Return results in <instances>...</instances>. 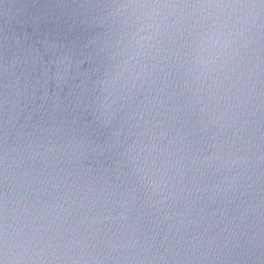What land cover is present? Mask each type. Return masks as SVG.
<instances>
[{"label":"clouds","instance_id":"clouds-1","mask_svg":"<svg viewBox=\"0 0 264 264\" xmlns=\"http://www.w3.org/2000/svg\"><path fill=\"white\" fill-rule=\"evenodd\" d=\"M0 264H264V0H0Z\"/></svg>","mask_w":264,"mask_h":264}]
</instances>
